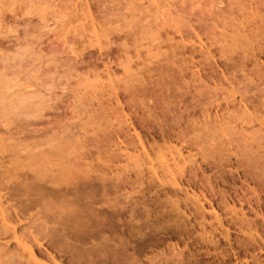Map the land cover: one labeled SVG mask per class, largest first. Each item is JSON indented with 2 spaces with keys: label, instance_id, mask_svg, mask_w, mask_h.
<instances>
[{
  "label": "rangeland",
  "instance_id": "374dc122",
  "mask_svg": "<svg viewBox=\"0 0 264 264\" xmlns=\"http://www.w3.org/2000/svg\"><path fill=\"white\" fill-rule=\"evenodd\" d=\"M204 1L0 0V100L53 95L0 115V264H264V0Z\"/></svg>",
  "mask_w": 264,
  "mask_h": 264
},
{
  "label": "bare ground",
  "instance_id": "6f19581e",
  "mask_svg": "<svg viewBox=\"0 0 264 264\" xmlns=\"http://www.w3.org/2000/svg\"><path fill=\"white\" fill-rule=\"evenodd\" d=\"M64 1H66V0H64ZM183 1V0H182ZM204 1V0H203ZM184 3V2H183ZM204 3H205V1H204ZM229 3V2H228ZM232 3V2H231ZM263 3V2H262ZM203 4V3H202ZM80 5V4H79ZM205 5V4H204ZM209 5V4H208ZM211 5V4H210ZM195 6V5H194ZM193 6V7H194ZM207 6V5H206ZM208 7V6H207ZM263 8V7H262ZM202 9V8H201ZM264 9V8H263ZM21 10V9H20ZM199 10V9H198ZM215 10V9H214ZM81 11V10H80ZM85 11V10H84ZM195 12V11H194ZM22 13V12H21ZM86 14V13H85ZM186 15V14H185ZM203 16V15H202ZM181 17V16H180ZM245 17V16H244ZM232 18V17H231ZM212 19V18H211ZM210 19V20H211ZM202 20V19H201ZM105 21V20H104ZM183 21V20H182ZM180 22V21H179ZM203 22V21H202ZM233 22V21H232ZM235 22V21H234ZM247 22V21H246ZM175 23V22H174ZM175 24H173V26H174ZM182 25V24H181ZM259 26V25H258ZM202 27V26H201ZM175 28V27H174ZM178 28V27H177ZM184 28V27H183ZM179 29V28H178ZM202 29V28H201ZM6 30H7V28H6ZM93 30V29H92ZM178 31V30H177ZM206 31H208V30H206ZM6 32V31H5ZM106 32V31H105ZM125 33V32H124ZM250 33V32H249ZM254 33V32H253ZM0 34H1V32H0ZM255 34V33H254ZM255 37V36H254ZM238 39V38H237ZM241 39V38H240ZM250 39V38H249ZM256 39V38H255ZM255 39H254V42H255ZM252 40V39H251ZM97 41V40H96ZM105 41V40H104ZM156 41V40H155ZM258 41V40H257ZM264 41V40H263ZM234 42H235V40H234ZM111 43V42H110ZM257 43V42H256ZM26 44H30V43H26ZM102 44V43H101ZM15 45V44H14ZM88 45V44H87ZM96 45H97V43H96ZM242 45V44H241ZM16 46V45H15ZM262 46V45H261ZM19 48V47H18ZM17 48V49H18ZM21 48V47H20ZM19 48V49H20ZM32 48V47H31ZM157 48H158V46H157ZM241 48V47H240ZM19 49H18V51H19ZM24 49H26V47L24 48ZM29 49V48H28ZM33 49V48H32ZM245 49V48H244ZM30 50V49H29ZM24 51V50H23ZM23 51H21V52H23ZM82 51V50H81ZM80 51V52H81ZM184 51V50H183ZM226 51V50H225ZM264 50H262V48H261V51H260V53H264L263 52ZM26 52V51H25ZM24 52V53H25ZM31 52V51H30ZM30 52H27V53H30ZM245 52V51H244ZM243 52V53H244ZM32 53V52H31ZM50 53V52H49ZM10 54V53H9ZM11 54H13V53H11ZM11 54L10 55H8L9 57L11 56ZM35 54V53H34ZM46 54V53H45ZM75 54V53H74ZM172 54V53H171ZM235 54V53H234ZM14 55V54H13ZM18 55H21V54H18ZM28 55V54H27ZM7 56V55H6ZM17 56V55H16ZM30 56H31V54H30ZM45 56V55H44ZM12 57H14V56H12ZM22 57V56H21ZM33 57V56H32ZM34 57H36V59H38L39 57H37V56H34ZM49 57V56H48ZM50 57H53V56H50ZM155 57V56H154ZM2 58H4V56L2 57ZM11 58V57H10ZM19 58V57H18ZM244 58V57H243ZM12 59V58H11ZM22 59H23V57H22ZM174 59V58H173ZM13 60V59H12ZM254 60V59H253ZM5 61V60H4ZM43 61V60H42ZM6 62V61H5ZM29 62H30V59H29ZM28 62V63H29ZM47 62V61H46ZM60 62V61H59ZM44 63V62H43ZM11 64V63H10ZM32 64V63H31ZM42 64V63H41ZM244 64V63H243ZM39 65V64H38ZM7 66V65H6ZM20 67V66H19ZM18 68V67H17ZM27 68V67H26ZM31 68V67H30ZM144 68V67H143ZM72 69V68H71ZM13 70V69H12ZM21 70V69H20ZM4 71V70H3ZM2 71V72H3ZM6 71V70H5ZM150 71V70H149ZM1 72V71H0ZM4 73V72H3ZM16 73V71L15 72H12V74H15ZM44 73H46V72H44ZM7 74V73H6ZM11 74V73H10ZM16 74H18V71H17V73ZM20 74V73H19ZM22 74V73H21ZM23 74H24V72H23ZM34 74H36V73H34ZM2 75L3 74H0V78H2ZM46 75V74H45ZM66 75V74H65ZM262 74L260 73V75H258V76H260L263 80H264V78L261 76ZM264 75V74H263ZM19 76V75H18ZM7 77V76H6ZM5 77V78H6ZM36 77V76H35ZM46 77H47V75H46ZM64 77V76H63ZM5 78H3V80L1 79V81H4V79ZM14 78V77H13ZM260 78V79H261ZM39 79H41L40 77H39ZM236 79V78H235ZM49 81V80H48ZM14 82V81H13ZM18 82H19V80H18ZM22 82V81H21ZM235 82V81H234ZM17 82H15V84H16ZM22 84V83H21ZM42 84H47V83H42ZM41 84V85H42ZM238 84V83H237ZM4 85V84H3ZM14 85V84H13ZM27 85H29V83L27 84ZM39 85V84H38ZM0 86H1V84H0ZM31 86H32V84H31ZM49 86H52V84H50ZM104 86V85H103ZM125 86V85H124ZM7 87V86H6ZM16 87H18V86H15L14 88H16ZM22 87V86H21ZM26 87V86H25ZM24 87V88H25ZM42 87L44 88L45 87V89H46V85L45 86H43L42 85ZM63 87H65V86H63ZM28 88H30V87H26V89H28ZM38 88V87H37ZM124 88V87H123ZM253 88V87H252ZM54 89V88H53ZM30 89H28V90H26V92H25V89H24V94H23V92H22V95H20V94H18L17 92V94L19 95H17L16 96V94H15V92L14 93H12V95H13V97L12 98H14V99H8L7 100V98L5 99L4 97V99H2V100H0V115H2V116H4L5 118L6 117H8V116H13L14 118H15V121H17L18 119V117L19 116H21L22 118H23V122L24 123H27L26 125H24V123L22 124H20V125H17V123L18 122H16V125L17 126H15V129H16V131H15V133L14 134H16V133H22V131H23V129H25V127L24 126H26V127H29V124H28V122H30V121H27V120H29V119H31V122L33 121L32 119H34L33 117H35L36 119L37 118H41L42 117V115H43V111H45L46 109L48 110V109H52V107H50L49 105H51V104H49L48 103V101L49 100H51L52 99V97H53V95H52V97H50V98H46V99H44V100H42V99H40V98H42V95L41 94H39V95H41V97L39 96V95H37L36 94V92H34V90L32 91H29ZM37 90V89H36ZM241 90H242V88H241ZM3 91V90H2ZM1 91V92H2ZM21 91V90H20ZM38 91V90H37ZM59 91V90H58ZM128 91V90H127ZM7 92H8V90H7ZM212 92V91H211ZM215 92V91H214ZM237 92V91H236ZM227 93V92H226ZM15 94V95H14ZM46 94V93H45ZM53 94V93H52ZM98 94V93H97ZM214 94V93H213ZM245 94V93H244ZM243 94V95H244ZM263 94V93H262ZM222 95V94H221ZM11 96V95H10ZM15 96V97H14ZM54 96H55V94H54ZM217 96V95H216ZM246 96V95H245ZM2 96H1V94H0V98H1ZM59 97V96H58ZM227 97V96H226ZM244 97V96H243ZM36 98L37 99H39V100H36ZM55 98V97H54ZM61 99V98H60ZM7 100V101H6ZM227 100V99H226ZM59 101V100H58ZM63 101V100H62ZM231 101V100H230ZM216 103V102H215ZM219 103V102H218ZM231 103V102H230ZM53 105V104H52ZM51 105V106H52ZM254 105V104H253ZM65 107V106H64ZM67 107V106H66ZM101 107V106H100ZM204 108V107H203ZM55 109V108H54ZM149 110V109H148ZM256 110H257V108H256ZM84 112H85V109L83 110ZM225 111V110H224ZM260 111V110H259ZM56 112H58V111H56ZM257 112V111H256ZM151 113V112H150ZM98 114H100V113H98ZM260 114V113H259ZM71 115V114H70ZM78 116H79V114H78ZM1 117V116H0ZM12 117V118H13ZM17 117V118H16ZM101 117V116H100ZM236 117V116H235ZM13 118V119H14ZM27 118H29V119H27ZM78 118V117H77ZM7 119V118H6ZM11 119V118H10ZM17 119V120H16ZM12 120V119H11ZM40 120V119H39ZM238 120V119H237ZM15 121H13L14 123H15ZM27 121V122H26ZM8 122H10L9 120H8ZM8 122H5L6 124H4L5 126L6 125H8ZM12 122V121H11ZM9 123V124H13V122L12 123ZM208 122V121H207ZM226 122V121H225ZM230 122V121H229ZM258 122V121H257ZM20 123V122H19ZM61 123V122H60ZM79 123V122H78ZM81 123V122H80ZM59 124V123H58ZM23 125V126H22ZM28 125V126H27ZM57 125V124H56ZM72 125V124H71ZM55 126V125H54ZM261 127V126H260ZM65 128L66 127H63V131L65 130ZM218 129V128H217ZM28 130V129H27ZM26 129H25V131H27ZM230 130V129H229ZM62 131V132H63ZM32 132V131H31ZM52 132V131H51ZM212 132V131H211ZM11 134V133H10ZM215 134H217L216 132H215ZM69 135V134H68ZM67 135V136H68ZM95 135V134H94ZM212 135V134H211ZM32 136V135H31ZM206 136V135H205ZM204 137V136H203ZM213 137V136H212ZM185 138V137H184ZM88 139V138H87ZM97 140V139H96ZM24 141V140H23ZM58 141V140H57ZM73 141V140H72ZM100 141V140H99ZM194 141V140H193ZM38 142V141H37ZM54 142V141H53ZM98 142V141H97ZM109 142V141H108ZM225 142V141H224ZM232 142V141H231ZM20 143V142H19ZM44 143H46V142H44ZM76 143H79V142H76ZM86 143V142H85ZM191 143V142H190ZM205 143V142H204ZM21 144V143H20ZM82 145H84L83 143H81ZM82 145H81V148H82ZM202 145V144H201ZM214 145V144H213ZM1 146V145H0ZM79 146V145H78ZM205 146V145H204ZM98 147V146H97ZM201 147V146H200ZM30 148V147H29ZM59 148H60V146H59ZM221 148V147H220ZM51 149V148H50ZM87 149V148H86ZM200 149V148H199ZM224 149V148H223ZM246 149V148H245ZM83 150V149H82ZM215 151V150H214ZM245 152V151H244ZM205 153V152H204ZM249 153V152H248ZM258 153V152H257ZM68 154V153H67ZM70 154V153H69ZM87 154H88V152H87ZM241 154V153H240ZM259 154V153H258ZM254 157V156H253ZM79 158V157H78ZM229 158V157H228ZM261 158V157H260ZM187 159V158H186ZM208 160V159H207ZM258 160V159H257ZM222 161V160H221ZM257 167V166H256ZM16 169V168H15ZM15 172V171H14ZM19 172V171H18ZM139 172V171H138ZM16 173V172H15ZM178 173V172H177ZM193 173V172H192ZM214 175V174H213ZM196 176V175H195ZM196 178V177H195ZM67 179V178H66ZM60 180V179H59ZM70 181V180H69ZM176 194V193H175ZM8 198V197H7ZM13 199V198H12ZM1 200V199H0ZM178 202V201H177ZM2 203V202H1ZM3 204V203H2ZM22 204V203H21ZM3 207V206H2ZM1 207V208H2ZM62 208V207H61ZM65 208V207H64ZM8 210L9 209H7L6 211V213H8ZM18 210V209H17ZM65 210V209H64ZM67 210V209H66ZM5 211V210H4ZM16 211V210H15ZM1 212H3V211H1ZM195 214V213H194ZM1 216H2V213H1ZM17 216V215H16ZM10 217V216H9ZM7 218V217H6ZM5 218V219H6ZM9 222V221H8ZM25 226H27V224L25 225ZM201 226V225H200ZM239 226V225H238ZM4 231V230H3ZM6 231V230H5ZM24 231V230H23ZM7 232V231H6ZM65 233V232H64ZM222 233V232H221ZM3 235L5 234V233H2ZM40 235V234H39ZM60 236V235H59ZM7 238V237H6ZM262 240V239H261ZM61 241V240H60ZM241 241V240H240ZM175 253V252H174ZM4 254V253H3ZM2 255V254H1ZM0 255V256H1ZM165 255H166V253H165ZM174 255V254H173ZM5 256H7V255H5ZM11 256V255H10ZM15 256V255H14ZM20 256V255H19ZM18 256V257H19ZM180 256V255H179ZM4 257V256H3ZM9 259L7 260V261H9V262H11V263H9L8 262V264H12V261L11 260H13L14 259V257H9V256H7ZM6 257V258H7ZM15 257H17V255L15 256ZM6 258H5V260L4 261H6ZM149 259V258H148ZM183 259V258H182ZM17 260H20V259H16V260H14V261H17ZM168 260V259H167ZM173 260V259H172ZM13 261V262H14ZM25 261V260H24ZM169 261V260H168ZM129 262V261H128ZM136 262V261H135ZM180 262V261H179ZM183 262V261H182ZM6 263V262H5ZM31 263V262H30ZM150 263V262H149ZM255 263V262H254ZM2 264V263H1ZM19 264H20V261H19ZM25 264H26V262H25Z\"/></svg>",
  "mask_w": 264,
  "mask_h": 264
}]
</instances>
